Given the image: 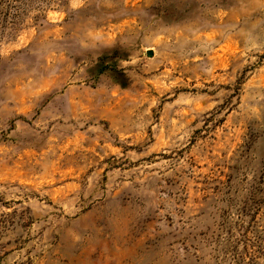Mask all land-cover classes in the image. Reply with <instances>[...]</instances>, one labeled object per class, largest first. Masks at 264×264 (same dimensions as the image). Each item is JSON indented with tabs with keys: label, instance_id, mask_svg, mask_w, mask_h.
Returning a JSON list of instances; mask_svg holds the SVG:
<instances>
[{
	"label": "rangeland",
	"instance_id": "374dc122",
	"mask_svg": "<svg viewBox=\"0 0 264 264\" xmlns=\"http://www.w3.org/2000/svg\"><path fill=\"white\" fill-rule=\"evenodd\" d=\"M0 264H264V0H0Z\"/></svg>",
	"mask_w": 264,
	"mask_h": 264
},
{
	"label": "clouds",
	"instance_id": "9594fccd",
	"mask_svg": "<svg viewBox=\"0 0 264 264\" xmlns=\"http://www.w3.org/2000/svg\"><path fill=\"white\" fill-rule=\"evenodd\" d=\"M81 6H83L84 0H79Z\"/></svg>",
	"mask_w": 264,
	"mask_h": 264
}]
</instances>
